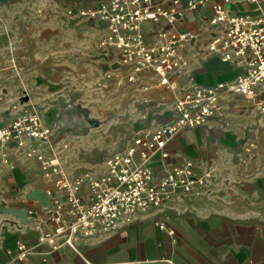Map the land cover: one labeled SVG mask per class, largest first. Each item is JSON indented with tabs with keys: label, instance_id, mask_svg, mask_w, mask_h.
Wrapping results in <instances>:
<instances>
[{
	"label": "crops",
	"instance_id": "1",
	"mask_svg": "<svg viewBox=\"0 0 264 264\" xmlns=\"http://www.w3.org/2000/svg\"><path fill=\"white\" fill-rule=\"evenodd\" d=\"M102 1L0 0V126L38 110L52 129L38 150L56 155L70 181L83 177L84 196L90 194L87 176L106 174L114 151L171 121L177 97L194 83L231 80L242 70L208 49L222 30L210 18L223 0L196 8L180 0L182 16L174 24L142 22L147 46L161 41L162 27L191 33L178 46L185 64L167 84L142 58L126 62L118 49L100 45L108 27L80 10ZM225 5L233 14L264 15V0ZM34 145L31 138L0 140V264H22L17 239L33 243L27 251L32 264H264V115L254 97L224 91L207 123L167 139V157L160 148L149 151L156 178L192 160L190 189L174 187L159 205L135 210L118 229L77 239L74 246L38 242L52 222L22 221L16 212L41 210L29 197L33 189L59 193L56 176L44 177L35 153L28 154ZM136 159L143 160L139 153Z\"/></svg>",
	"mask_w": 264,
	"mask_h": 264
},
{
	"label": "built area",
	"instance_id": "2",
	"mask_svg": "<svg viewBox=\"0 0 264 264\" xmlns=\"http://www.w3.org/2000/svg\"><path fill=\"white\" fill-rule=\"evenodd\" d=\"M205 1L187 0V7L196 8ZM229 1L214 4L210 21L213 25H220L222 30L212 37L208 49L217 53L223 61L240 65L241 72L227 81L194 83L191 89L177 97L171 121L151 133L137 135L125 148L114 151L106 159V174L87 176L90 193L87 196L80 193L81 183L85 180L83 177L70 181L56 155L45 156L38 150L51 140L52 132L38 110L20 112L0 126V140H14L22 144L26 138L34 139L35 145L28 154L35 153L44 177L56 176L54 185L59 193L55 195L52 189L43 190L49 195L50 203L38 201L41 210L26 209L28 217H38L53 224L50 230L38 236V242L51 244L53 248L74 246L77 239L98 231L118 229L121 222L131 220L135 210L159 205L170 196L174 187L190 189L194 178L192 160L172 165L163 176L156 178V171L147 159L148 153L160 148L161 156L167 157V139L185 127L207 123L216 114L219 97L224 91L254 97L258 110L264 115V15L233 14L225 5ZM179 2L105 0L95 7L81 9L80 15L108 27L109 33L101 39V46L118 49L126 62L142 58L153 67L160 83L167 84L171 74L178 73L185 64L178 46L186 43L191 33H177L162 27L159 30L161 41L147 46L141 24L147 20L157 22L162 19L167 24H174L182 16ZM68 12L72 11L69 9ZM137 153L143 160L136 159ZM159 225L164 227V224ZM31 244L17 239L16 257L22 264H32L27 258Z\"/></svg>",
	"mask_w": 264,
	"mask_h": 264
},
{
	"label": "water",
	"instance_id": "3",
	"mask_svg": "<svg viewBox=\"0 0 264 264\" xmlns=\"http://www.w3.org/2000/svg\"><path fill=\"white\" fill-rule=\"evenodd\" d=\"M102 25H104V23ZM29 197L35 198L40 202L45 201V202H47V204L50 203L49 195H47V193H45L43 190H41L39 188L31 190V192L29 193ZM16 212H18L21 215L22 221H24L26 219V216H27V210L26 209L16 210Z\"/></svg>",
	"mask_w": 264,
	"mask_h": 264
}]
</instances>
